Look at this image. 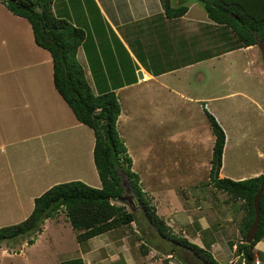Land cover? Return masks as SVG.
<instances>
[{
  "label": "crops",
  "instance_id": "obj_1",
  "mask_svg": "<svg viewBox=\"0 0 264 264\" xmlns=\"http://www.w3.org/2000/svg\"><path fill=\"white\" fill-rule=\"evenodd\" d=\"M170 4L176 8L179 0H170ZM186 6L187 11L183 16L169 19L164 14L160 0H53L54 15L84 33L76 59L84 70L92 92L95 95L113 92L118 99L120 115L116 123L117 131L118 127L123 128L137 120L132 107H196L193 104L206 107L214 98L188 96L190 90L195 89L193 85L205 79L198 70L209 66L211 72L218 71L223 64L225 70H228L230 63L224 58L235 52L246 53V64L250 68H257L256 76L264 80L255 51L258 45L240 48L229 28L209 20L202 5L199 7L195 0H188ZM22 21L27 22L24 18L11 14L0 3V46L3 53L0 58V214L3 220L6 216H20L15 223L24 221L30 215L34 199L40 194L30 195V205L24 206L20 199L6 203L8 196L3 195V190L10 186V192L18 196L29 177V170L38 179L45 175L46 172H42L38 164H48L47 151L41 149L47 137H52L53 125L66 126L58 131H73V128L84 126L75 120L68 107H56L54 104V94L62 99L53 85L51 56L48 51L35 45L31 27L20 25ZM42 50L47 53L38 56ZM9 65L12 68L10 72L7 67ZM38 67L42 69L38 71ZM247 69L249 68L245 66L244 70ZM236 94L237 92L231 91L226 97ZM121 107L128 108L123 111ZM253 107H264V102L255 99ZM201 111L205 114L204 110ZM168 121L166 122L171 123ZM192 122L194 125L197 123ZM156 124L161 126L165 121L159 120ZM197 124L199 130H205L200 123ZM190 140L192 143L207 144L209 136L203 131L196 139L190 137ZM53 141L50 138L52 146ZM38 144L41 149H37ZM213 144L214 138L212 147ZM211 156L212 148L205 161L208 169H203L204 175L208 176L207 182L210 179ZM192 164L191 159L185 162V170L189 176L195 177L197 171H193ZM11 167H17L19 179L13 171H8L11 177L6 181L5 171ZM34 169L39 172L34 173ZM221 169L222 167L218 177L224 178ZM261 174H264V166L247 178L234 175L235 178L231 179L243 180ZM21 177L25 180L23 184L20 182ZM189 184L195 191L199 187L192 181ZM209 184L207 183L206 188L218 191ZM51 187L49 184L40 193ZM94 187L99 188L100 182ZM165 187L169 189V184ZM25 192L28 195V190L24 187L23 193ZM174 193L169 189L161 197L162 207H168L167 211L158 210L162 214L158 215L165 223L170 228L174 225L180 227L182 236L208 250L217 264L218 258L222 259V264L243 263L237 245L245 242L241 234L245 221L244 209V213L239 216L238 209L234 211L226 206L216 224L211 227L205 215L197 216L201 211L199 208L193 211L194 215L187 214L181 204L180 209H171ZM193 197L201 199L197 194ZM229 204L228 200L226 205ZM141 222L144 226L132 223L128 227L116 228L82 242H77L76 233L69 227V234H74V249L67 251L62 243L56 246L58 251L51 255L50 258L54 260L51 264H161L159 255H164L146 243L147 233L142 231H148L149 225L144 217ZM58 226L59 224L55 227L56 230ZM35 246L36 243L27 245L24 242L14 251V254L18 252L16 261L21 262L22 256L28 253V264H37ZM252 251L258 258V264H264V236ZM251 264L256 263L251 261Z\"/></svg>",
  "mask_w": 264,
  "mask_h": 264
},
{
  "label": "rangeland",
  "instance_id": "obj_2",
  "mask_svg": "<svg viewBox=\"0 0 264 264\" xmlns=\"http://www.w3.org/2000/svg\"><path fill=\"white\" fill-rule=\"evenodd\" d=\"M0 3L6 8L1 1ZM198 6L200 7L201 5L198 3ZM6 10L8 9L6 8ZM21 24L30 27L28 22L22 21ZM6 26H8L7 22ZM1 50L0 46V58L3 56ZM255 51L261 65L260 69L264 75L260 50L257 48ZM42 53L46 54L47 52L42 50L38 56ZM23 55L27 58L25 54ZM245 56L246 53L235 52V54L225 57L224 59L230 63L228 70H225L224 64L220 65L221 68L218 71L211 72L209 66H203L198 70L203 73L205 79L201 83L193 85L195 89L190 90L191 92L188 96L191 98H214L212 102L207 103L206 107H203L202 104H200L201 107H199V104H193L196 107H132L133 114L137 118L135 123L132 121L130 125L127 124L123 128L118 127L120 138L124 142L127 154L132 160L131 170L139 177L141 192L149 201V205L153 206L157 211H167L168 206L165 208L161 205V197H164L163 193H168L170 189L175 192L174 201L170 203L173 207L171 209L178 210L180 209L179 204H181L187 214L194 215L193 211L199 208L201 214L199 213L197 216L205 215L211 227L212 224H216V220L225 211L226 206L234 211L238 209L239 216L244 213L241 205L242 201L235 200L219 190L216 191L215 189L216 192H214L212 189L206 188L210 179L207 182L208 176L204 175L203 169H208L205 161L209 157L214 135L206 115L201 110H206L212 115L224 131L226 137L225 150H223L221 162V173L225 176L224 178L231 179L236 176L247 178L250 176L249 174H253L264 166V107H253L255 99L264 102V80L256 76L255 71L257 68H250L246 64ZM245 66L249 69L244 70ZM7 67L9 72L12 71L10 65ZM0 69H2V63H0ZM36 69L40 71L42 68L38 67ZM231 91L237 92V94L226 97ZM54 95L56 107H67L56 94ZM121 108L125 111L128 107ZM159 120L165 121V124L157 125L156 121ZM167 120L171 123H167ZM192 121L200 123L205 130H199V125L197 123L194 125ZM53 126L55 127H52V137H47L43 143V149H41L40 144L37 145V149L47 151V166H40V162L38 164L39 168H42V172H46L45 175L38 179L29 170V177L24 185L28 190V195L26 192L23 193L24 187L20 186L22 189L19 195L15 196V193L13 194L8 189L10 186H7L6 190H3V195L8 196L6 197V203L14 199H20L23 201L24 206L30 205L28 203L30 195L40 194L39 196H41L46 192L40 193L41 190L47 188L49 184L53 187L57 183L61 184L73 180H78L90 187L97 188L94 185L100 181L92 160V149L94 146L92 130L86 126H80L73 128V131L69 129L58 131L65 125ZM203 131H206L209 136L208 143H192L190 137H193L194 140ZM50 138L51 140L54 139L53 146L49 143ZM190 159L193 160V171H197V176L195 177L189 176L185 170V162ZM26 162L29 164L27 157ZM8 171H13L15 176H17L16 178H18L17 167H11L5 171L6 175L4 178L6 181L11 177ZM38 172V169H34V173ZM24 181L21 177L20 182L23 184ZM55 181L56 183L54 184ZM190 181L199 186H196V191L193 187H190ZM121 182L125 189L124 198L122 199L124 204L122 202H116V204L119 206L124 205L127 211H133L142 216L140 204L131 192L124 175H122ZM166 184H169V189L165 187ZM195 194L201 199H195L193 197ZM228 200L230 206L226 205ZM158 214L159 211L157 212ZM18 218L21 217L12 215L10 217L6 216L5 220H3L2 214H0V228L18 224L15 223ZM67 223L69 221L64 212H59L56 219H46L43 222L42 231L35 237L33 242V244L36 243L37 264L53 263L54 260L50 257L57 253L58 248L56 246L61 243L64 245V249L73 251L74 234H69L71 225ZM58 224L59 226L56 230L55 227ZM167 226L170 227L168 224ZM182 228L186 229L187 227ZM170 229L174 234L177 233V235L182 236L181 229L177 225H174L173 228L171 226ZM144 232L147 234L149 232L147 237L152 245L159 248L167 247L166 241L161 239L154 230L152 232L150 229L148 231L145 229ZM27 240V237L24 236L1 242L0 264H28V253L26 256H22L21 262L19 260L16 261L18 252L14 254V251L18 250L24 242L27 245H33L28 244ZM159 257V263L161 264H165L164 261L166 260L171 264H181V261L173 256L169 258L166 256V258L165 255H159ZM58 260L60 261L61 258ZM217 260L219 264H222V259L218 258Z\"/></svg>",
  "mask_w": 264,
  "mask_h": 264
},
{
  "label": "trees",
  "instance_id": "obj_3",
  "mask_svg": "<svg viewBox=\"0 0 264 264\" xmlns=\"http://www.w3.org/2000/svg\"><path fill=\"white\" fill-rule=\"evenodd\" d=\"M0 1L11 14L24 18L30 24L35 45L49 52L57 94L71 110L75 120L94 134L93 163L100 181L99 188L78 180L54 185L34 199L32 212L24 221L0 228V244L24 236L28 244H33L35 237L42 231L43 222L54 218L59 212H64L72 230L77 233L78 242L132 223L144 226L140 223L143 216L149 229L152 232L154 230L167 244L165 248L152 245L147 237L148 232L145 240L151 248L165 256L176 257L181 264H217L208 250L174 234L143 196L139 177L131 170L132 160L116 128L120 115L118 99L113 92L95 95L76 59L77 50L84 40L83 31L54 15L53 0ZM187 1L179 0L176 8L171 6L170 0H160V3L165 16L172 19L186 13ZM195 1L202 5L209 20L229 28L240 48L255 46L258 42L264 44V0ZM204 112L214 135L209 183L216 190L243 202L245 221L241 234L245 239V233L254 220L253 198L264 182V174L243 180L218 177L225 134L216 119L206 110ZM122 175L126 177L131 192L140 204L142 216L127 211L124 205L116 204L124 198ZM259 208L260 222L254 240L250 244L242 242L237 245V251L244 260L239 264L254 262L253 247L264 236V191L260 195Z\"/></svg>",
  "mask_w": 264,
  "mask_h": 264
},
{
  "label": "water",
  "instance_id": "obj_4",
  "mask_svg": "<svg viewBox=\"0 0 264 264\" xmlns=\"http://www.w3.org/2000/svg\"><path fill=\"white\" fill-rule=\"evenodd\" d=\"M258 48L261 53L262 57V63L264 66V44L258 42ZM264 191V182L261 183L259 190L257 191L256 195L253 198V210H254V220L252 224L248 227L246 233H245V243L250 244L255 238V234L258 230L259 227V222H260V208H259V199L260 195Z\"/></svg>",
  "mask_w": 264,
  "mask_h": 264
},
{
  "label": "built area",
  "instance_id": "obj_5",
  "mask_svg": "<svg viewBox=\"0 0 264 264\" xmlns=\"http://www.w3.org/2000/svg\"><path fill=\"white\" fill-rule=\"evenodd\" d=\"M254 263L258 264L259 261H258V258L257 257H254Z\"/></svg>",
  "mask_w": 264,
  "mask_h": 264
}]
</instances>
